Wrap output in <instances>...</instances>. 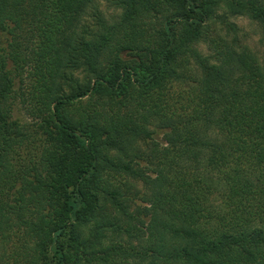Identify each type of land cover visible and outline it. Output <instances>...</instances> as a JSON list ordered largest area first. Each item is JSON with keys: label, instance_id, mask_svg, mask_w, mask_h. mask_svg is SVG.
Instances as JSON below:
<instances>
[{"label": "trees", "instance_id": "16d2710c", "mask_svg": "<svg viewBox=\"0 0 264 264\" xmlns=\"http://www.w3.org/2000/svg\"><path fill=\"white\" fill-rule=\"evenodd\" d=\"M97 1L0 0L12 264H264V54L216 24L264 0Z\"/></svg>", "mask_w": 264, "mask_h": 264}, {"label": "rangeland", "instance_id": "374dc122", "mask_svg": "<svg viewBox=\"0 0 264 264\" xmlns=\"http://www.w3.org/2000/svg\"><path fill=\"white\" fill-rule=\"evenodd\" d=\"M121 12L122 9L116 7L111 0H99L96 3V8L91 9L90 14H88V28L97 29L101 20L114 21L118 19ZM216 21V24L221 27L224 33H227L230 37L237 35L240 42L249 45L257 53L264 54V27L260 21L252 19L248 15H232L230 13L227 14L225 11L219 12ZM198 47L205 57L209 56V59L212 62L214 61L206 43L200 44ZM68 71V77H70L72 71L70 69ZM73 77L82 78L81 70L75 71ZM15 115L19 118L23 117L22 111L17 112ZM153 129L157 130L155 136L162 139L163 131L156 127H153ZM13 261L11 247L7 245L3 246L0 242V264H12Z\"/></svg>", "mask_w": 264, "mask_h": 264}]
</instances>
